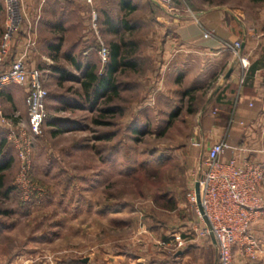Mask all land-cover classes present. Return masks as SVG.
<instances>
[{"label": "rangeland", "instance_id": "374dc122", "mask_svg": "<svg viewBox=\"0 0 264 264\" xmlns=\"http://www.w3.org/2000/svg\"><path fill=\"white\" fill-rule=\"evenodd\" d=\"M71 1L35 0L24 15L27 65L45 74L46 120L31 146L25 186L16 150L0 131V163H10L0 188V264H106L117 253L124 264L136 256L142 264H193L165 238L189 213L181 152L196 128L188 108L201 102L190 104V95L170 84L164 30L152 21L158 15L148 0H137L133 13L122 11L120 0ZM194 1L240 10L264 38V0ZM113 45L118 89L94 101L82 86L83 69L104 76ZM3 108L26 120L15 103ZM158 158L168 161L156 167Z\"/></svg>", "mask_w": 264, "mask_h": 264}, {"label": "crops", "instance_id": "0c3cea01", "mask_svg": "<svg viewBox=\"0 0 264 264\" xmlns=\"http://www.w3.org/2000/svg\"><path fill=\"white\" fill-rule=\"evenodd\" d=\"M20 1L25 15L26 10H30V3L35 0ZM173 1L178 14L169 13L153 0H148L161 11L152 21L164 30L162 55L164 63L170 66L168 72L173 78L170 84L183 88V95L187 92L186 95H195L201 101L195 114L192 144L181 152L184 172L189 175L188 192L201 155L214 143L226 142L230 147L244 149L243 152L224 150L222 160L234 159L238 164L248 162L260 165L264 170V153L260 152L264 148V38L255 33V27L236 8L218 5L206 8L196 5L193 0ZM132 4L138 6L139 2L132 0ZM186 9L194 17L184 14ZM3 23V1L0 0L1 31ZM206 33L209 35L206 36ZM28 41L31 42V35L21 30L15 38L12 55L26 49ZM235 43L240 44L239 57L249 65L248 80L243 85L240 84L242 68L233 49ZM27 66L35 67L34 64ZM11 87L7 86L0 92L2 110L4 102L11 101L25 112L24 89L14 90ZM180 205L178 202L176 208L179 209ZM185 212L189 213H182V219L177 221L179 227L167 228L166 246L173 244L178 247V239L182 242V246L178 247L179 257L184 253V258H194L193 264H215L214 241L200 234L206 226L205 221H201L191 207H185ZM249 234L256 243L254 257L250 258L235 249L233 264H264V187L261 207L250 225ZM110 258L112 260L106 264H124L119 263L124 258L120 253ZM133 261L142 264V259L137 256L128 262L133 264Z\"/></svg>", "mask_w": 264, "mask_h": 264}, {"label": "built area", "instance_id": "2783aa9c", "mask_svg": "<svg viewBox=\"0 0 264 264\" xmlns=\"http://www.w3.org/2000/svg\"><path fill=\"white\" fill-rule=\"evenodd\" d=\"M2 1L4 23L0 38V92L11 85L24 89L26 120H21L18 113L5 115L0 100V130L16 150L21 164L22 181L19 182L25 186L23 178H26L29 170L31 146L43 136L48 91L45 87L44 71L27 66V47L12 55L15 38L25 21L21 1ZM153 2L169 13L179 12L173 0ZM184 14L194 17L187 9ZM95 20L94 16L93 21ZM29 44L30 41L27 46ZM100 46L98 56L105 63L108 60V51L105 43L101 42ZM233 49L242 68L240 84L243 85L249 65L238 55L240 44L235 43ZM227 149L244 151L242 148L230 147L226 142L210 145L200 157L199 168L193 174L192 188L187 193L190 207L206 223L200 234L209 236L214 241L215 264H233L235 249L241 250L250 258L254 257L256 243L249 234V228L261 207V191L264 187L263 168L248 162L238 164L234 159L222 160L221 155ZM260 152L264 153V148ZM196 184L198 198L195 193ZM177 246H182L178 239Z\"/></svg>", "mask_w": 264, "mask_h": 264}, {"label": "trees", "instance_id": "16d2710c", "mask_svg": "<svg viewBox=\"0 0 264 264\" xmlns=\"http://www.w3.org/2000/svg\"><path fill=\"white\" fill-rule=\"evenodd\" d=\"M249 1L257 4L261 2L262 0H249ZM119 4H120V8L122 9V11H126L127 13H133L137 9V5L132 4V0H120ZM148 4L154 10V13H156L157 15L160 14L161 11L154 4H152L151 2H148ZM121 24H123L124 26H127L126 21H122ZM50 48L52 50H59V48L54 47V45L51 46ZM117 57H118L117 46L113 45L112 50L110 52V58H109L108 65L106 67V72L104 76H98L93 71H87L86 67L83 69L84 81L82 83V86L84 88V91L88 95L90 96L92 95L91 98H93L94 101L101 96H105L108 93H115L117 91L118 89L117 84L114 83V81L111 79L112 75L116 72L117 67H118ZM123 62L125 65L130 66V67L135 66L134 60L133 61L123 60ZM74 64L76 65L77 68H80V66L77 63H74ZM248 75L249 74L246 75L245 82L248 80ZM186 94L188 93L187 92L184 93V95ZM189 100H190V104H193V102L196 103L197 100L201 102L200 98L195 97V95H190ZM200 105L201 103L198 104V107L196 106L194 110L188 108V112L196 114L200 108ZM108 111H111V110H108ZM2 145L3 143H1V146ZM161 158H158L154 161L155 162L154 166L160 167L166 164V162L168 161V158H164V159H161ZM9 165L10 163H0V188L3 187L4 171H6L9 168Z\"/></svg>", "mask_w": 264, "mask_h": 264}, {"label": "water", "instance_id": "95a60500", "mask_svg": "<svg viewBox=\"0 0 264 264\" xmlns=\"http://www.w3.org/2000/svg\"><path fill=\"white\" fill-rule=\"evenodd\" d=\"M195 193H196V196L198 198V185L197 184L195 185ZM86 262H87L86 260L83 261V263H86Z\"/></svg>", "mask_w": 264, "mask_h": 264}]
</instances>
